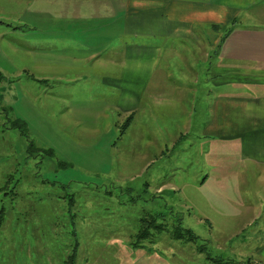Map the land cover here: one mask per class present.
I'll list each match as a JSON object with an SVG mask.
<instances>
[{
  "label": "rangeland",
  "instance_id": "374dc122",
  "mask_svg": "<svg viewBox=\"0 0 264 264\" xmlns=\"http://www.w3.org/2000/svg\"><path fill=\"white\" fill-rule=\"evenodd\" d=\"M26 3L0 0V188L12 174L20 179L15 209L29 216L27 224L21 220L22 229L11 209L0 231V259L64 264L78 242L76 264H262L257 249L264 242L263 180L240 166L234 143L201 142L189 125L201 119L206 93L213 95L212 86L221 83L213 71L230 24L215 27L209 37V63L205 51H189L187 58L182 45L173 65L166 67L163 58L151 76L168 68L175 78L189 77V104L183 101L189 115H182L186 108L181 106L179 115L169 112L166 104L174 102L154 100L159 121L149 124L151 117L141 116L142 109L138 115V110L122 114L123 95L105 79L144 75V67L133 63L150 62L154 49L164 47L160 39L140 37L145 47H129L127 58V52L112 47L117 44L112 40L122 38L117 30L114 35L106 33L112 30L108 27L98 34L60 33L56 21H33V7ZM258 19L231 25L264 26ZM125 57L130 64L123 70ZM250 69L241 78L264 82V69ZM235 89L246 96L264 92L250 83ZM209 103L212 107L213 99ZM16 120L26 123V135L13 126ZM30 144L54 155L34 152L27 159ZM145 156L150 161L143 168L139 160ZM224 182L225 197L213 194ZM191 185L199 190L190 193ZM193 194L199 209L189 208ZM240 208L253 210L244 214L250 221L257 215L241 229L236 225ZM149 216H163L156 223L163 228H152L139 241L141 219ZM178 228L192 230L199 241L178 240Z\"/></svg>",
  "mask_w": 264,
  "mask_h": 264
},
{
  "label": "crops",
  "instance_id": "0c3cea01",
  "mask_svg": "<svg viewBox=\"0 0 264 264\" xmlns=\"http://www.w3.org/2000/svg\"><path fill=\"white\" fill-rule=\"evenodd\" d=\"M25 1L27 2L25 5L33 7L30 11L33 21H39L43 17L49 21H56L60 33L62 30H79L84 34H98L99 29L108 27L112 30L106 33L114 35L112 31L117 30L118 36L122 38L112 40L114 43L117 42L116 46L112 47H116L118 51L127 52L126 56L131 46L145 47L140 37L160 39L164 47L154 49L153 61L138 60L137 63H133L135 68L144 67V75L134 77L122 75L105 79L108 80V84L114 86L111 89L123 95L122 105H118L120 108L117 106L122 114L138 110L136 112L138 115L139 109H142L141 116L151 117L147 120L149 124H156L159 121V114H155V109L159 107L154 100L166 99L174 102L173 105L166 104L169 106V112L179 115L176 109L181 106L186 108L182 115H189V106L183 104V101H188L189 104V77L175 78L170 75L171 70L168 68L162 75L151 76L156 72L163 58L166 61V67L173 65L176 56L174 53L179 50L178 45H182L181 48L186 52L187 58H189V51L192 53L205 51L209 63L210 47H212L209 37L216 34L215 27L226 28L227 24H230L231 30L225 38L218 61H215L214 69H216L213 71L216 72L214 77H218L217 81L221 83L212 84L215 91L213 95L206 93L207 109L202 110L201 119L197 123H189V125L191 130L199 132L200 137H197L201 142L214 140L220 143H234L239 149L240 166L256 173V177L263 180L264 184V92L250 93V96H246L242 92L233 91L238 90L235 89L236 87L241 88L242 83L264 87V82L247 81L240 76L245 69L251 68V72L264 69V26H259L258 23L248 26L231 25L244 18H249L250 22L258 18L264 21V0ZM82 34L79 33V35ZM189 42H194L198 49L191 47ZM140 49L141 55L144 50ZM165 52L167 54L163 56ZM121 62V69L129 68V59L126 60L125 57ZM111 63L115 66L113 59ZM186 64L189 67L188 59ZM152 65L153 70H151ZM205 83L208 88V78ZM151 84L154 85V93L150 92ZM210 98L213 99L212 107H209ZM143 108L151 109V112H148L149 115L144 113ZM151 127L154 128V125ZM147 161H150L147 156L139 160L142 165H145L143 168L146 167ZM217 186L213 194L225 197V182ZM189 187L192 189L190 193H194L193 189H198L195 185ZM194 197V194L189 195V208L192 210L198 208V202ZM249 208H240L242 216L240 215L241 220L236 224L240 229L246 228L257 219L256 214L252 222L249 215L244 216L247 213L245 211L250 212ZM257 254L264 264V242L257 249Z\"/></svg>",
  "mask_w": 264,
  "mask_h": 264
},
{
  "label": "trees",
  "instance_id": "16d2710c",
  "mask_svg": "<svg viewBox=\"0 0 264 264\" xmlns=\"http://www.w3.org/2000/svg\"><path fill=\"white\" fill-rule=\"evenodd\" d=\"M231 29L228 30V32ZM227 37L224 36L223 39H225ZM14 127H17L19 129H21V132L26 135V123L22 120H16L13 123ZM28 154L29 156L27 157L30 158L34 155V152L39 153L40 155H42L43 157L45 156H53V152L51 150H44V149H40L37 148L34 144H30L29 148H28ZM31 154V155H30ZM35 157V156H34ZM42 162V161H41ZM40 162V163H41ZM61 166L63 167H67L66 164H61ZM20 172V171H19ZM18 172V173H19ZM17 173V174H18ZM16 174V173H15ZM14 184V186H12L10 188V185ZM20 186L21 185V180L20 179H16L15 175H10L6 178L5 182L3 183V185L0 188V231H4V225L5 223L9 220V218L12 216V212L10 213L11 209L12 210H16V204L18 202L17 197H15L17 195V193H15V188L16 186ZM53 186H57V183H54ZM10 188V190H9ZM62 188H66V186H63ZM14 190V191H13ZM30 200V199H29ZM38 203H40L41 201H37ZM37 207V206H36ZM36 208H34L33 210H35ZM17 215V224L18 226H22V229L25 228V224H21V220H24V223L27 224V218L29 217L28 214H26L25 212L21 213L19 211L16 210ZM42 215V213H41ZM36 219V217L34 216L32 219V222ZM161 219V221H163V216H149V217H144L143 219H141V227L140 230L138 231V234L136 236L137 239H139V241H143L145 239H147L150 236V231L152 228L155 229H162L163 227L158 226L156 223L157 221ZM24 226V227H23ZM175 235L177 237L178 240H182V239H187L189 240V242H198L199 241V237L195 234V232H193L192 230H183L182 228H178L175 230ZM139 244V242H135V247ZM79 248L80 245L78 242L75 243V246L73 248V252L71 256H68V258L64 261V264H76L77 262V256H78V252H79ZM4 258L0 259V264H8L7 260L2 261Z\"/></svg>",
  "mask_w": 264,
  "mask_h": 264
}]
</instances>
